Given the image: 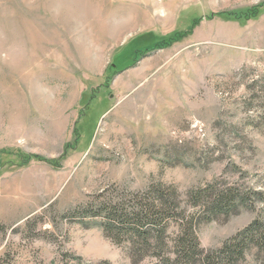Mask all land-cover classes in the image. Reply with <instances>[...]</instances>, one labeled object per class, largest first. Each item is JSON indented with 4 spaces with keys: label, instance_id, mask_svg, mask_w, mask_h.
Listing matches in <instances>:
<instances>
[{
    "label": "rangeland",
    "instance_id": "374dc122",
    "mask_svg": "<svg viewBox=\"0 0 264 264\" xmlns=\"http://www.w3.org/2000/svg\"><path fill=\"white\" fill-rule=\"evenodd\" d=\"M209 184L264 187V0H0V264H153L90 216ZM253 208L203 225L202 247Z\"/></svg>",
    "mask_w": 264,
    "mask_h": 264
},
{
    "label": "trees",
    "instance_id": "16d2710c",
    "mask_svg": "<svg viewBox=\"0 0 264 264\" xmlns=\"http://www.w3.org/2000/svg\"><path fill=\"white\" fill-rule=\"evenodd\" d=\"M261 7L216 16L248 21L261 15ZM254 190L245 194L235 187L209 184L189 192L183 200L176 188L155 185L144 193L130 194L128 200L107 199L90 217L103 220L101 227L114 243L130 245L135 263L150 259L153 264H245L253 251L264 255V208L263 217L219 249H204L198 232L221 217L229 220L243 209L264 206V187Z\"/></svg>",
    "mask_w": 264,
    "mask_h": 264
}]
</instances>
